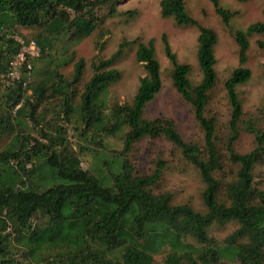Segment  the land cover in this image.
Instances as JSON below:
<instances>
[{"label": "trees", "instance_id": "obj_1", "mask_svg": "<svg viewBox=\"0 0 264 264\" xmlns=\"http://www.w3.org/2000/svg\"><path fill=\"white\" fill-rule=\"evenodd\" d=\"M210 1L230 27L235 13L221 0ZM118 3L0 0V75L9 71L19 51L17 27L31 30L24 38L38 43L39 58L45 64L55 63V68L48 67L34 78L39 58L35 59L30 76L24 65L22 80L13 85L0 77V144L12 138L0 150V264H158L155 255L161 253H165L164 264H264V189L254 173L256 165L264 163V102L255 113L246 114L238 91L251 77L244 66L250 37L264 32V22L234 32L240 65L225 80L231 110L226 129L221 130L217 118L208 113L218 78V34L199 25L188 12L186 0H161L162 16L199 28L201 81L193 83L191 65L181 62L166 40L165 54L173 85L204 134L201 144L185 139L173 119L150 112L162 88L153 39L138 43L136 58L146 74L132 99L124 103L107 99L110 87L122 76L116 63L128 44L125 41L110 57L92 60L93 73L76 100L87 62L84 57L76 59L73 51L68 57L54 58V48L60 42L89 37L118 13ZM99 9L106 11L100 18ZM73 62L70 75L60 71ZM24 80H28L26 86ZM58 98L64 118L79 123L83 135L94 130L100 136L122 139V149L105 151L107 157L97 154L102 169H83V147L76 152L61 125L45 123L39 137L25 133L26 119L44 123V112L39 109ZM243 133L254 136V147L248 152L237 149ZM147 138L170 141L199 171L205 210L174 203L173 193L157 190L166 168L164 159H156L149 171L130 160L136 144ZM96 142L107 150L103 141ZM229 222L237 227L222 242L210 234L213 225Z\"/></svg>", "mask_w": 264, "mask_h": 264}, {"label": "rangeland", "instance_id": "obj_2", "mask_svg": "<svg viewBox=\"0 0 264 264\" xmlns=\"http://www.w3.org/2000/svg\"><path fill=\"white\" fill-rule=\"evenodd\" d=\"M160 3L161 0H119L117 14L108 17L103 26L96 29L89 37L60 42L54 48V58L68 57L73 51L76 59L84 57L86 60L84 80L79 84L77 90L78 98L76 100L78 101L79 95L83 91V83L93 73L92 60L98 57H110L122 42L127 41L128 44L123 47L124 53L116 63V67L122 74L121 79L110 87L107 98L110 102L124 103L134 97L140 78L146 74L143 64L136 58L138 43H147L153 39L156 57L161 65L162 88L151 103L150 112L153 115L161 114L173 119L185 139H193L203 144L204 134L190 106L173 85L169 75L170 61L165 54L166 40L179 60L191 65L190 78L193 83L201 81L203 73L197 59L199 28L197 25H178L174 18L162 16ZM221 3L225 8L235 13L231 19L230 27L225 25L210 0H186L188 12L198 21L199 25L211 27L218 34V42L215 47L217 58L215 68L218 78L210 95L208 113L214 115L220 129L225 130L231 110L225 80L240 65L239 47L234 32L237 29H245L252 23L264 22V0H221ZM105 13L104 9H99L96 15L100 18ZM101 34L104 35L102 39H100ZM15 35L30 36L31 30L17 27ZM65 51L66 54L62 55ZM244 66L250 69L251 77L248 82L238 87V91L244 112L253 114L262 107L264 102V32L253 34L250 37L248 61ZM48 67L55 68V63L47 65L43 58H39L35 62L34 78L40 74V71H45ZM73 69L74 62L60 67V71L67 76L73 72ZM59 102V98L51 100L46 104L45 109L44 107L39 109L40 112H44V123L36 124L32 120L26 119L25 133L39 137V130L42 126L44 125L46 128L47 124L45 123L54 126L61 125L65 128L64 135L67 141L72 144L75 151L78 152L83 147L84 152L80 157L83 169L92 171L102 169V160L97 157V154H101L100 156L103 157L110 152V149H122V139L119 136L113 138L100 136V132L94 130L83 135V127L79 123L77 124L74 120L69 123L64 118L63 113L60 112ZM99 140L103 141L107 150L99 147L96 142ZM11 141L12 138H5L0 144V150L9 145ZM253 147L254 136L250 133H243L237 143V149L240 152H248ZM129 158L138 168L146 171L154 168L156 159H164L166 168L157 190L173 193L174 203H189L197 210H205L202 199L204 182L199 171L181 156L180 151L170 141L165 138L144 139L136 144ZM254 173L258 185L264 189V163L259 162ZM236 227L237 224L234 222L223 226L213 225L210 234L222 242ZM164 255L165 253L155 255L158 264H164ZM15 257L21 259L20 254ZM22 260L25 263L28 261L27 259Z\"/></svg>", "mask_w": 264, "mask_h": 264}, {"label": "built area", "instance_id": "obj_3", "mask_svg": "<svg viewBox=\"0 0 264 264\" xmlns=\"http://www.w3.org/2000/svg\"><path fill=\"white\" fill-rule=\"evenodd\" d=\"M15 39L20 44L19 51L10 61L9 71L0 75L2 81H4L6 85H13L15 82H20L22 80V67L24 65H26L30 76V70L33 68V61L41 56V47L34 39L27 40L19 36H16ZM27 81L28 80L23 81L24 86L27 85ZM17 107H19V105Z\"/></svg>", "mask_w": 264, "mask_h": 264}]
</instances>
